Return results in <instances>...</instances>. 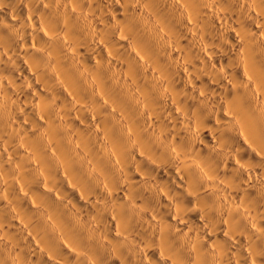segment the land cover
I'll return each mask as SVG.
<instances>
[{
  "label": "clouds",
  "instance_id": "clouds-1",
  "mask_svg": "<svg viewBox=\"0 0 264 264\" xmlns=\"http://www.w3.org/2000/svg\"><path fill=\"white\" fill-rule=\"evenodd\" d=\"M0 264H264V0H0Z\"/></svg>",
  "mask_w": 264,
  "mask_h": 264
}]
</instances>
